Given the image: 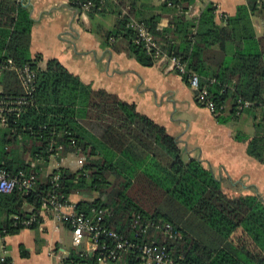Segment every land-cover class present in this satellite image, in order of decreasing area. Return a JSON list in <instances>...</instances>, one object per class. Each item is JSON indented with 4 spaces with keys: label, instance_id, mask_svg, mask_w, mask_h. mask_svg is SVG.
Segmentation results:
<instances>
[{
    "label": "trees",
    "instance_id": "obj_1",
    "mask_svg": "<svg viewBox=\"0 0 264 264\" xmlns=\"http://www.w3.org/2000/svg\"><path fill=\"white\" fill-rule=\"evenodd\" d=\"M86 1L68 3L82 15ZM90 1L89 20L106 13L116 18L113 29L102 35L114 53H124L143 67L157 63L127 28L130 20L144 23L167 57L175 56L199 76L217 120L224 121L229 101L230 118L260 109L264 121V30L257 36L253 24L254 18L264 20V0H247L234 17L219 21L212 3L197 16L191 14L201 0ZM162 19L167 24L160 28ZM32 26L27 8L0 0V100L25 103L12 107L0 124V167L12 177L20 172L35 177L27 193H0V237L36 229L42 202L50 194L64 204L79 195L85 200L75 206L76 213L95 224L101 211L102 225L135 246L121 251L116 264H147L137 250L143 244L166 248L175 264H264V202L226 195L208 169L197 160H185L176 139L134 105L92 90L56 59L41 69V57L32 58L29 52ZM24 67L34 74L29 95L19 77ZM244 104L249 106L239 109ZM248 150L264 162V136L250 140ZM69 154L84 160L80 169L58 168L43 176L50 157L59 161ZM146 222L151 226L142 235ZM165 224L179 237L155 228ZM91 243V255L73 251L62 264H98L101 247H115L105 238Z\"/></svg>",
    "mask_w": 264,
    "mask_h": 264
},
{
    "label": "crops",
    "instance_id": "obj_2",
    "mask_svg": "<svg viewBox=\"0 0 264 264\" xmlns=\"http://www.w3.org/2000/svg\"><path fill=\"white\" fill-rule=\"evenodd\" d=\"M11 1L29 10L33 20L29 52L32 58L41 57V69L48 60L56 59L92 90H103L134 105L138 113L176 139L185 160H197L208 169L226 195L251 196L264 202V162L256 160L248 150L250 140L264 136L260 109L244 111L234 119L230 118L231 103L227 101L224 121L217 120L196 104L186 80L167 73L164 64L143 67L126 54L114 53L103 44V33L112 30L116 22L111 13L89 20L73 10L68 0ZM246 2L201 0L191 14L197 16L205 4L212 3L219 21L221 16L234 17ZM166 24L167 20L162 19L159 27ZM253 24L257 36L262 35L264 20L254 18ZM75 161L78 166H74ZM83 161L73 154L59 161L50 157L43 176L58 168L76 171ZM84 200L79 195L70 196L65 212L69 214ZM24 210L30 211L26 206ZM40 218L34 230L23 229L0 237V258L7 264H62L73 251L93 253V244L86 237L79 248H74L69 227L56 220L52 212L43 209Z\"/></svg>",
    "mask_w": 264,
    "mask_h": 264
},
{
    "label": "built area",
    "instance_id": "obj_3",
    "mask_svg": "<svg viewBox=\"0 0 264 264\" xmlns=\"http://www.w3.org/2000/svg\"><path fill=\"white\" fill-rule=\"evenodd\" d=\"M170 4H168L169 6ZM93 4L90 0H87L82 6V15H85ZM127 28L130 29L135 35V43L142 46L147 54L152 55L157 63L165 65V71L167 73H174L186 80L189 88L193 92L194 100L196 104L210 112L215 117V106L208 96V90L206 87H202L199 76L194 72H188L186 65L181 62L175 56L167 57V55L161 51L160 47L155 42L154 38L148 31V28L144 23L130 20L127 24ZM1 75V72H0ZM19 77L22 85L25 88L26 95H29L32 91V83L34 79L33 72L28 68L24 67L19 72ZM24 99H18L13 101L11 104L3 103L0 100V124H5V116L7 113H11L14 110L12 107L20 108L23 106ZM248 104L240 106L239 109L248 107ZM264 109V105H263ZM239 115V112L237 113ZM54 182L58 181V177H55ZM35 184V177L33 175L26 176L20 172L16 177L10 176V174L3 168L0 167V193L11 194L14 190L18 189L24 193L30 191ZM55 187L58 185L55 183ZM67 204L61 202L60 198L55 193L42 202V209L53 213L54 218L60 222L66 223L72 234V245L74 248H79L84 239V235H89L91 241L95 244L98 243L99 238H105L111 240L115 245L114 250H107V247L103 246L102 256L99 260L101 264H116L118 255L121 251L126 250L130 247H135L130 244L129 241L118 235L116 232L106 228L101 223V211H98V216L95 224H91L87 221L83 214L76 213L73 207L72 212L69 214L65 212ZM35 219L24 222V226L28 227ZM139 220V218H137ZM151 226L148 222L142 224L141 234H145L148 228ZM133 228H137V221L134 222ZM156 229L163 231L170 238H178L179 234L169 224L164 226L156 225ZM137 250L140 252L141 260L147 264H175L166 248H156L148 244L137 246ZM107 254H105V252ZM0 264H7L4 258H0Z\"/></svg>",
    "mask_w": 264,
    "mask_h": 264
},
{
    "label": "rangeland",
    "instance_id": "obj_4",
    "mask_svg": "<svg viewBox=\"0 0 264 264\" xmlns=\"http://www.w3.org/2000/svg\"><path fill=\"white\" fill-rule=\"evenodd\" d=\"M77 160H78V159H77ZM76 162H77V161H75V165H74V166H78V164L76 165ZM72 164H73V163H72Z\"/></svg>",
    "mask_w": 264,
    "mask_h": 264
}]
</instances>
